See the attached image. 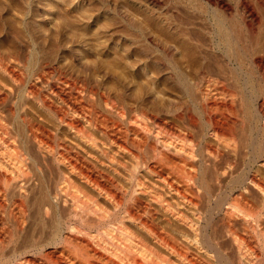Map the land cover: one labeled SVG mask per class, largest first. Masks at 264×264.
<instances>
[{
	"label": "bare ground",
	"instance_id": "obj_1",
	"mask_svg": "<svg viewBox=\"0 0 264 264\" xmlns=\"http://www.w3.org/2000/svg\"><path fill=\"white\" fill-rule=\"evenodd\" d=\"M138 4L107 53L168 99L0 54V264H264V0Z\"/></svg>",
	"mask_w": 264,
	"mask_h": 264
},
{
	"label": "rangeland",
	"instance_id": "obj_2",
	"mask_svg": "<svg viewBox=\"0 0 264 264\" xmlns=\"http://www.w3.org/2000/svg\"><path fill=\"white\" fill-rule=\"evenodd\" d=\"M139 2L138 0H0V54L6 57L17 51L27 55L34 53L40 57L39 64L59 59L60 66L67 70L73 69V65L80 62L84 66L79 68L81 78L102 90L105 88L104 90L119 92L127 87L138 96L155 93L157 101L166 99L170 95L164 92L167 83L161 84L160 81L157 84L154 78H146L147 81L143 80V83L146 82L143 89H139L135 78L137 75L129 68L131 61L129 62V59L126 61L125 57L112 59L107 53L104 31L111 24L104 13L107 9L132 17L134 23L147 30L151 28L150 30L157 34L155 29L158 30L160 25H157L151 15L146 14ZM63 47L65 49H62ZM16 66L22 67L21 64ZM248 72L252 73V70ZM52 84V82L42 84V96ZM29 104L32 110L35 109L31 102ZM28 113L32 116L30 112ZM126 202L125 200V204L123 203L120 210L122 214L119 212V217L125 218L123 213L128 204ZM124 218H122L123 222L127 226L130 225L128 219ZM69 235L72 238L74 234L69 233Z\"/></svg>",
	"mask_w": 264,
	"mask_h": 264
}]
</instances>
